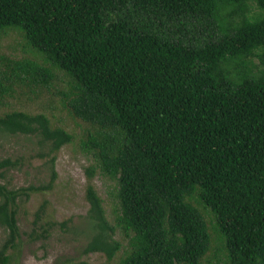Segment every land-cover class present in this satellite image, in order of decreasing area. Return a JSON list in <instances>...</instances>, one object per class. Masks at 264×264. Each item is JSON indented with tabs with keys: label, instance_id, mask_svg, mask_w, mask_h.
I'll use <instances>...</instances> for the list:
<instances>
[{
	"label": "trees",
	"instance_id": "trees-1",
	"mask_svg": "<svg viewBox=\"0 0 264 264\" xmlns=\"http://www.w3.org/2000/svg\"><path fill=\"white\" fill-rule=\"evenodd\" d=\"M10 32L50 68L15 62L0 76L51 88L52 68L63 73L67 117L87 125V175L115 183L114 224L88 187L86 254L264 264V0H0V35ZM20 135L47 147L51 175L20 189L0 182L10 234L0 264L19 237V202L53 190L57 153L76 140L46 114L0 116V136ZM19 164L2 160L0 177Z\"/></svg>",
	"mask_w": 264,
	"mask_h": 264
},
{
	"label": "rangeland",
	"instance_id": "rangeland-1",
	"mask_svg": "<svg viewBox=\"0 0 264 264\" xmlns=\"http://www.w3.org/2000/svg\"><path fill=\"white\" fill-rule=\"evenodd\" d=\"M25 44V39L17 32L0 35V56L5 59L0 61L3 70L14 67L15 62L50 68L40 55L30 51ZM52 70L57 77L52 79L51 88L42 84L40 78L30 80L29 84H19L0 76L3 85L13 87V91H6L0 86V116L15 111L46 114L54 126L63 127L76 135L74 144L63 147L57 153L55 169L58 178L53 190L34 193L28 201L19 202V237L7 251L9 264H120L123 252L112 261L102 253H85L91 240L88 231V187L93 185L103 199L107 219L114 224L115 183L104 177L100 169L93 178L87 175L86 170L93 163L79 146L87 125L81 126L67 117L62 93L69 91V80L60 71ZM47 152V147L43 149L37 136H0V162L8 158L20 161L18 167L5 171L0 182L7 183L11 189L49 183L51 156H39V153ZM45 202V213L38 220L36 214ZM9 238V231L0 228V252ZM115 238L121 239L119 232Z\"/></svg>",
	"mask_w": 264,
	"mask_h": 264
}]
</instances>
